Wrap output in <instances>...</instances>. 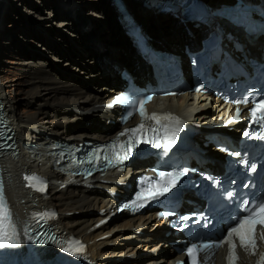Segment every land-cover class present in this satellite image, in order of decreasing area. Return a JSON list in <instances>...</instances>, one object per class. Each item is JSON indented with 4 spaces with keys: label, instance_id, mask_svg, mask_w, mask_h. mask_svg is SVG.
<instances>
[{
    "label": "bare ground",
    "instance_id": "bare-ground-1",
    "mask_svg": "<svg viewBox=\"0 0 264 264\" xmlns=\"http://www.w3.org/2000/svg\"><path fill=\"white\" fill-rule=\"evenodd\" d=\"M146 1L126 0V3L146 33L157 38L159 46H166L173 51L199 41L197 32L188 36L183 31L184 27L170 15L151 11ZM7 2L0 0V56L3 51L11 50V47L19 51L15 54L20 56L18 65L25 71L24 93L28 97L30 111L20 109L22 101L10 100L7 88L0 81V159L12 207V221L17 226L20 246L24 249L26 259L30 263L37 260L36 251L28 249L26 237V230L32 226L42 229L49 246L57 244L62 250L71 247L75 251L76 242L83 246L87 244L88 255L96 264H114L104 258L108 253L112 254L109 257L111 259L126 257L127 261L133 256V264H170L181 259V256H174L168 250L163 240L154 236H135V229H132L138 223L146 224L145 231L148 230L150 215L126 218L124 222L114 225L119 217L126 214L110 220L108 201L103 190L98 188L104 186L94 181L91 185L98 187L89 188L87 181L81 178L68 185L69 177L62 171L70 167L73 151L86 143L111 139L121 130L116 123L113 126L107 124L112 115L102 112L100 107L109 93L121 91L116 88L118 76L112 74V67L115 64L128 66L136 63V73L145 75V67L134 59V52L117 21L116 8L110 4V0H97L98 4L88 6L81 4L80 0H43L45 6L55 8L58 16L64 19L62 24L67 26L66 32L70 33L68 37L58 30L50 32L51 26L44 28L45 24L40 26L32 22L37 28L29 26V30L20 26V23L13 26L20 37L44 43V48L53 51L54 56L62 59L64 64L71 68L78 67L91 79L87 81L73 73H63L60 66L59 69L54 68L47 56L29 48L32 46L26 47L21 42L15 46L12 42L14 37L3 29L4 21L9 19L3 12V9L6 10L5 5L9 6ZM34 9L36 14L40 12L36 6ZM93 12L100 15L101 20L92 21ZM162 16L167 17L164 18L166 22L161 20ZM83 38H86V42ZM2 40H8L11 44L8 42L5 45ZM91 40L92 43H89ZM167 101L171 108L176 109L173 106L180 102V98H168ZM214 111V105L210 102L205 110L196 112L192 109L191 114L199 125L205 126L214 119ZM224 111L225 107H222L219 113ZM26 136L42 142L45 156L40 152L27 156L23 148L28 140ZM209 154L214 159H220L211 151ZM45 159L47 161H43ZM26 177L43 179L46 190L38 191L36 187L29 186L33 182ZM158 229L155 234L161 231ZM117 240L126 242L127 252H117L116 245L126 246L117 243ZM243 264L247 262L244 260Z\"/></svg>",
    "mask_w": 264,
    "mask_h": 264
},
{
    "label": "rangeland",
    "instance_id": "rangeland-1",
    "mask_svg": "<svg viewBox=\"0 0 264 264\" xmlns=\"http://www.w3.org/2000/svg\"><path fill=\"white\" fill-rule=\"evenodd\" d=\"M28 1H30L32 6H31V4H29ZM28 1L27 0H8L7 3L9 6L7 7L5 5L7 11L5 9H3V12L7 16V19L9 18L8 20L4 21L3 29H4V31L7 30L8 32H10L11 34H9V35L14 37L15 40L12 42L15 44V46H17L20 42L22 45L23 44L26 45V47L32 46L29 48L32 50H36V51L44 54L45 56H47L48 59L51 61V64L54 68L59 69V66H60V67H62L63 73H73L77 77L86 79L87 81H91V79L87 78L85 73H83L80 69H78V67L71 68L70 65L67 66L66 64H64L62 59H57L54 56V54L52 53L53 51H50L47 48H44V43L40 44V43L35 42L33 40L24 39V36L20 37V35H18L19 33L14 31L16 28H13V26L16 24H19V23H20V26H22L23 28H26V30H29L30 27H32V26L37 28V26H34L32 24V22H35V23H38V25L40 24V26L42 24H45V25H43L44 28H50L48 26H51L52 30L50 32H53L54 30H58L61 34H62V32H64L65 37H68V35H70V33L66 32L67 28H65V27H67V26H64L62 24V22H64V19L62 17L58 16L57 12H55V8H52V6H49V7L45 6V4L43 3V0H28ZM50 1H53V0H50ZM90 1H92V0H90ZM94 1L95 2L88 3L87 0H80V3L83 5H87V6L88 5H95V4L99 3V2H97V0H94ZM35 6H36V8L40 9V12L38 14H36V10L34 9ZM70 8L73 9V7H70ZM95 14H96V16H94ZM136 15H137V13H136ZM137 17H138V15H137ZM91 18H92L91 19L92 21H95V20L99 21L100 15L93 12V15ZM155 18H156V16H155ZM22 22L24 24L21 25ZM145 25H147V24L145 23ZM78 26H79V24H78ZM160 26H162V24ZM166 27H169V25ZM163 28L165 29V27H163ZM151 31H152V28H151ZM70 38L75 39L76 37H70ZM90 39H92V38H88V40H90ZM82 40L85 41L86 38H83ZM8 42H10V41L2 40V43L5 45H7ZM59 43L64 44V42H60V41H59ZM89 43H92V40ZM10 44H11V42H10ZM9 46H11V45H9ZM15 48L16 47H11L10 48L11 50L6 51V52L3 51V54L0 56V81L7 88L8 92H9L8 97L10 98V100L22 101L24 104L22 103L20 105V109H22L24 111H30V109L28 108L29 100H28V97L26 96V94L24 93V90L26 89L25 71L23 69H21L18 65V60L21 58H20V56H17L18 53L15 54V52H19ZM65 53H66V51H65ZM118 60L120 61L121 59H118ZM56 66H58V67H56ZM102 70H103V68H102ZM107 96L105 98H107ZM173 98H176V97H173ZM22 105H24V106H22ZM126 218H127V216L119 217L117 219V222L114 223V225L124 222L126 220ZM129 233L131 234V232H129ZM117 243H123V245H126V242H124V241L119 242V240H117ZM115 247L118 249L117 252H122V251L127 252V248H126L127 245L126 246H120V247L118 245H116ZM110 250L113 251L112 249H110ZM107 252H105V253H107ZM143 252H146V250ZM111 256H112V254L108 253L106 255V257L104 256V258L106 260H110L114 264H133L134 263L133 256L129 257L130 261H127L126 257L125 258L122 257L120 259H116V257H114V258H112L113 259L112 260L111 258H109Z\"/></svg>",
    "mask_w": 264,
    "mask_h": 264
},
{
    "label": "snow or ice",
    "instance_id": "snow-or-ice-1",
    "mask_svg": "<svg viewBox=\"0 0 264 264\" xmlns=\"http://www.w3.org/2000/svg\"><path fill=\"white\" fill-rule=\"evenodd\" d=\"M147 100H151V97H148ZM147 101L141 100L139 103L141 105L140 107V114L142 117H145L146 119H152V120H171L175 119L171 116V114H165L164 116H158L156 113H153L151 117H148L146 115L145 109L143 105ZM249 101L247 99L243 100H236V104H247ZM252 117L254 119V122L257 120L264 121V101H261L260 103L256 104L255 107L251 110ZM259 113V115H258ZM239 117V109H237V118ZM178 122V121H177ZM140 127H143V124L140 125ZM138 129H132L131 131L135 132ZM123 135V133H122ZM245 135L247 136L248 133L246 132ZM257 138L264 139V124H262V131L255 134ZM172 141H169L168 143L164 144L163 147L168 148ZM156 147H161L160 144H156ZM234 155H240L239 153H234ZM127 157V153H125V158ZM251 169L253 172L256 171L255 165H251ZM184 173L181 172L178 174L177 177L174 179H178L179 175H183ZM161 176H164V173H160ZM167 175L171 176V173H168ZM27 180L33 182L30 183L29 186L36 187L38 191H45L46 190V183L41 181L38 177H26ZM175 184L173 182H169L166 187L163 188V191H168L171 187H174ZM152 195H161L162 191L156 190L151 193ZM233 195L232 192H228V196L231 197ZM245 203L244 211L246 213L243 217H238L235 221V224L233 227H231L228 232L227 236L224 238V240L221 243H227L229 245V254H228V264H233L234 261V243L232 240L233 236H236L239 241L240 245L245 248H255V236H254V229L257 224H260L261 226H264V199H260L256 203H252L251 205L248 204L247 201ZM166 215V214H161ZM183 219L187 220L189 217H183ZM5 222H7L8 229H13V231L10 233L5 228ZM15 232H14V225L11 222V213L6 207V201L3 195V189L2 186H0V247H4L6 242L15 243L14 240ZM264 238V237H262ZM212 245L204 244L202 247L208 248ZM220 246V245H217ZM65 252L72 251L71 247L64 248ZM83 251V245L79 244V242H76L75 244V251H72L73 255H76L78 252ZM188 255L192 258V264H197L196 256H197V246L193 245L192 247L188 248ZM257 264H264V254H261L260 260L257 261Z\"/></svg>",
    "mask_w": 264,
    "mask_h": 264
},
{
    "label": "trees",
    "instance_id": "trees-1",
    "mask_svg": "<svg viewBox=\"0 0 264 264\" xmlns=\"http://www.w3.org/2000/svg\"><path fill=\"white\" fill-rule=\"evenodd\" d=\"M164 18H167V17H166V16H162V17H161V20H162V21L164 20V21L166 22L167 19L165 20Z\"/></svg>",
    "mask_w": 264,
    "mask_h": 264
}]
</instances>
